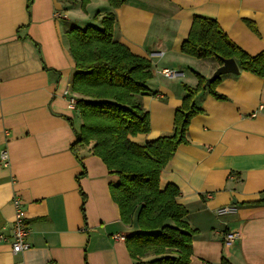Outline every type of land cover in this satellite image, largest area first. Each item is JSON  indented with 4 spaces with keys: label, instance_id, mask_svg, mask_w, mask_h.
<instances>
[{
    "label": "crops",
    "instance_id": "0c3cea01",
    "mask_svg": "<svg viewBox=\"0 0 264 264\" xmlns=\"http://www.w3.org/2000/svg\"><path fill=\"white\" fill-rule=\"evenodd\" d=\"M102 1L96 21L59 0H0V152L10 154V165L0 164V233L10 235L19 198L31 247L16 255L0 243V264H136L126 240L139 230L123 224L111 195L120 178L92 153L93 143L72 151L82 119L65 95L75 97L76 73L65 32L100 26L113 11ZM114 12L115 40L152 64L143 99L150 132L132 138L140 146L173 136L184 86L197 88L198 75L209 79L220 67L181 52L195 17L217 21L249 55L264 52V0H127ZM164 70L180 74L167 78ZM220 78L216 92L226 100L206 87L197 95L201 113L160 187L180 190L197 232L190 264H264V78L244 71ZM226 206L235 213L218 215ZM234 233L240 239L228 243Z\"/></svg>",
    "mask_w": 264,
    "mask_h": 264
},
{
    "label": "trees",
    "instance_id": "16d2710c",
    "mask_svg": "<svg viewBox=\"0 0 264 264\" xmlns=\"http://www.w3.org/2000/svg\"><path fill=\"white\" fill-rule=\"evenodd\" d=\"M66 10L86 7L92 0H59ZM107 12L100 26L71 25L65 34L75 62L72 90L82 126L72 146L76 154L93 143L92 153L120 178L111 185V195L120 208L126 226L138 232L126 240L136 264H190L196 231L186 221L187 209L179 204L180 190L174 185L160 187L161 175L181 145L188 144L187 133L193 118L201 113L195 99L205 92L207 79L199 77L197 88L184 86L188 96L175 115V134L140 146L132 138L148 134L150 114L143 99L151 93L152 64L115 40L114 10L127 0H106ZM97 19V18H96ZM254 31L256 28L251 27ZM197 59H235L241 71L264 78V52L251 56L233 42L214 19L195 17L182 51ZM221 78L207 88L217 100ZM260 204V203H254ZM146 258H152L144 261ZM222 264H228L223 261Z\"/></svg>",
    "mask_w": 264,
    "mask_h": 264
},
{
    "label": "built area",
    "instance_id": "2783aa9c",
    "mask_svg": "<svg viewBox=\"0 0 264 264\" xmlns=\"http://www.w3.org/2000/svg\"><path fill=\"white\" fill-rule=\"evenodd\" d=\"M167 78H175L180 73L174 70H164L162 72ZM66 98L68 99V107L70 110H73L77 105L76 98L69 94V91L65 93ZM0 164L3 167H8L10 165V154L7 149H3L0 152ZM14 206L16 208L15 220L13 222V228L10 235L0 233V243H8L11 245L13 253L18 255L24 253L31 249L30 244L28 243V237L30 235V229L27 224L26 212L21 207L20 199L16 198L14 200ZM235 213V210L231 206H226L218 210V215L223 216L227 214ZM117 239H122L119 235L116 236ZM240 239V234L234 233L227 237V242L231 243Z\"/></svg>",
    "mask_w": 264,
    "mask_h": 264
},
{
    "label": "water",
    "instance_id": "95a60500",
    "mask_svg": "<svg viewBox=\"0 0 264 264\" xmlns=\"http://www.w3.org/2000/svg\"><path fill=\"white\" fill-rule=\"evenodd\" d=\"M240 67L238 66L235 59H223V65H221L214 75L207 79L205 87H211V85L219 78L224 75H240ZM236 203V202H235Z\"/></svg>",
    "mask_w": 264,
    "mask_h": 264
},
{
    "label": "rangeland",
    "instance_id": "374dc122",
    "mask_svg": "<svg viewBox=\"0 0 264 264\" xmlns=\"http://www.w3.org/2000/svg\"><path fill=\"white\" fill-rule=\"evenodd\" d=\"M102 9H104L103 1L102 0H95V1L93 0V2H91L86 7V10H82L81 7H79L78 11L80 13L79 15L81 16L80 18H82L81 20H85L86 19L85 17H87L89 14V15H91L92 19L94 18V20L97 21L104 14L103 11H101ZM74 18H76V17H74ZM76 110H77V108L75 106V108L72 111H76Z\"/></svg>",
    "mask_w": 264,
    "mask_h": 264
}]
</instances>
